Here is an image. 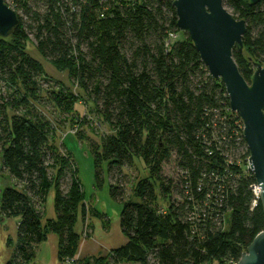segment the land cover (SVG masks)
I'll return each instance as SVG.
<instances>
[{
	"label": "trees",
	"instance_id": "trees-1",
	"mask_svg": "<svg viewBox=\"0 0 264 264\" xmlns=\"http://www.w3.org/2000/svg\"><path fill=\"white\" fill-rule=\"evenodd\" d=\"M5 1L20 20L9 37L0 36V79L12 90L0 94V166L20 183L0 193V218L19 216L5 264H28L53 232L62 264L74 258L77 264L239 261L264 230V210L260 200L253 205L251 186L257 182L241 164L249 151L240 117L231 111L222 81L210 77L190 36L179 29L174 0ZM224 2L247 22L244 49L235 48L233 55L251 82L253 63L264 65V0ZM31 34L42 56L93 97L112 130L101 145H91L98 182L105 162L109 172L132 165L134 158L148 168L149 175L133 186L134 198L123 202L121 228L128 241L107 256L77 257L76 224L80 215L86 220L83 185L70 152L51 141L50 121L34 114L32 99L41 90L44 68L27 51ZM51 94L54 106L69 114L82 98L65 87ZM232 129L241 136L239 146L235 135L230 145L223 139L235 134ZM172 152L182 173L180 202L172 200L173 181L161 174ZM52 188L56 217L42 220L40 208ZM111 195L123 201L119 185L111 186Z\"/></svg>",
	"mask_w": 264,
	"mask_h": 264
},
{
	"label": "rangeland",
	"instance_id": "rangeland-1",
	"mask_svg": "<svg viewBox=\"0 0 264 264\" xmlns=\"http://www.w3.org/2000/svg\"><path fill=\"white\" fill-rule=\"evenodd\" d=\"M8 3L14 5L13 0H7ZM15 6V5H14ZM12 7V6H11ZM227 10L232 15L234 11L228 6ZM19 14L23 15L22 11ZM237 16V15H236ZM238 17V16H237ZM24 19L30 20L25 16ZM28 53L38 60L44 68L42 78L38 79V86L41 90L37 93V98L32 99L35 108L34 114H40L49 120L53 128L51 141L55 143L62 151L70 152L74 162L78 167V174L81 185H83L86 207V220L79 218L76 224V230L81 235V244L79 247V257L87 256H107L111 249L124 245L128 239L125 237L121 228V211L123 202L133 197V186L137 180L149 175L148 168L141 158H134L133 164L124 166L123 168H114L108 171V163L105 162L101 169L102 181L98 182L96 176V168L91 151V145H101L104 136L112 133L108 122L96 112V103L93 97L89 98L83 88L74 82L66 71L56 69L48 58H44L37 49V41L34 34L30 35V41L27 48ZM62 87L70 89L79 96V102L75 105L73 112L66 113L60 108H56L52 99V91H58ZM12 90L6 87L4 80L0 79V94L7 95ZM99 109H102L101 105ZM64 143V145H62ZM1 164V156H0ZM161 174L173 181L172 184V200H183L182 175L177 165V158L172 152L170 157L164 159L161 164ZM68 179L63 182V188L68 187ZM119 185L123 192V201L116 199L111 195V186ZM20 183L10 177L8 171L3 170L0 166V193L6 186H14ZM158 193H160L158 191ZM55 189L52 188L47 195L43 211L42 220L52 219L56 217L55 205ZM162 210L166 203L161 199ZM98 212L100 215H98ZM231 214L226 215V228H229ZM19 216L0 218V264H5L12 256L14 247L8 246L9 238L16 244L18 237ZM85 233L87 234L85 236ZM58 235L50 233L46 240H43L35 250V256L28 264H62L58 257ZM217 264V263H212ZM228 264V263H227Z\"/></svg>",
	"mask_w": 264,
	"mask_h": 264
},
{
	"label": "water",
	"instance_id": "water-1",
	"mask_svg": "<svg viewBox=\"0 0 264 264\" xmlns=\"http://www.w3.org/2000/svg\"><path fill=\"white\" fill-rule=\"evenodd\" d=\"M261 0H250L252 5ZM179 29L190 36L211 78L221 80L230 108L244 122L249 166L260 188L264 210V65L257 61L251 82L241 74L235 48L244 49L247 22L227 10L224 0H174ZM20 23L18 12L0 0V36L7 38ZM235 264H264V230L255 236Z\"/></svg>",
	"mask_w": 264,
	"mask_h": 264
},
{
	"label": "built area",
	"instance_id": "built-area-1",
	"mask_svg": "<svg viewBox=\"0 0 264 264\" xmlns=\"http://www.w3.org/2000/svg\"><path fill=\"white\" fill-rule=\"evenodd\" d=\"M171 36L173 37V38H176L177 36L176 35H173V34H171ZM232 111V110H231ZM234 112V111H233ZM236 113V112H235ZM238 114V113H237ZM239 115V114H238ZM240 117V116H239ZM226 117H224V118H222V120H221V123L224 125V126H226V119H225ZM240 121L242 122V119L240 118ZM229 127H228V125H227V127L224 129V131L226 132L227 131V129H228ZM241 128H242V136H243V139H244V133H243V129H244V122H242V124H241ZM232 132L233 133H235V134H231L230 135V137H228L227 135H225L224 136V141L227 143V145H230V142H231V139L233 138V135H235L234 136V145H237V146H239V145H241L240 143H241V136H240V134L239 133H236L233 129H232ZM245 140V139H244ZM245 144H246V142H245ZM247 150H248V146H247ZM249 151V150H248ZM226 155H228V153H226ZM231 157V156H230ZM249 158H250V155L249 156H247L244 160L242 159L241 161V164H242V166L243 167H246V170L245 171H249V172H252V170H251V167L249 166ZM230 159H232V158H230ZM231 161V160H230ZM252 174H253V172H252ZM253 188V193H254V201H253V205H256L257 203H258V198H259V194H260V188H259V186H258V184L257 183H254V184H252V186H251V189ZM87 234L85 233V236H86ZM75 258L74 259H66L64 262H63V264H77V263H75ZM235 264V263H234Z\"/></svg>",
	"mask_w": 264,
	"mask_h": 264
},
{
	"label": "crops",
	"instance_id": "crops-1",
	"mask_svg": "<svg viewBox=\"0 0 264 264\" xmlns=\"http://www.w3.org/2000/svg\"><path fill=\"white\" fill-rule=\"evenodd\" d=\"M77 257L80 258V257H79V253L77 254Z\"/></svg>",
	"mask_w": 264,
	"mask_h": 264
}]
</instances>
